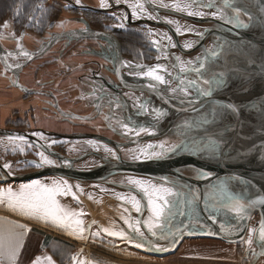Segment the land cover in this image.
Listing matches in <instances>:
<instances>
[{
  "label": "water",
  "instance_id": "95a60500",
  "mask_svg": "<svg viewBox=\"0 0 264 264\" xmlns=\"http://www.w3.org/2000/svg\"><path fill=\"white\" fill-rule=\"evenodd\" d=\"M217 3H222V0H217ZM237 3L245 7L254 19L264 17V0H237ZM85 6L97 9L89 4ZM201 8L203 7H200L199 11L205 13L216 10L215 8ZM229 14L231 15L230 11ZM242 19L247 22L246 17L242 16ZM193 20L200 22L201 26L199 25V27L203 28H201L200 32L204 33L203 38L200 37L197 43V56H167L164 59L166 62L163 64L168 66L171 73V87L177 86L179 82L177 79L178 74L180 79H184L185 76L188 79L197 78L195 72L185 74L180 73L179 68H173L172 65L176 64V57H180L184 62L189 60L195 62L197 57L205 54V49H212L217 44H223L224 50L214 60L215 70L225 73L227 85L215 91L212 97H200L201 103L198 105L181 103V100L184 99L183 95L181 93L173 94L167 85L157 87L158 89L155 91L152 90L156 97H151L150 108L152 114L149 113L147 124L151 125L152 130L156 134L147 138L149 140L148 144L165 142L167 146L178 143L184 138L181 135L180 125L184 124L185 121H200L202 116L207 114L209 108L213 106L214 102L235 103L240 106L238 116L226 112L222 116L217 117L214 123L199 127L193 125L192 129H184L188 136L197 140L205 136L221 140L222 151L225 154L224 158L219 161L216 159L202 160L199 156H192L190 153L177 152L175 155H170L160 160H143L141 158L133 161L132 156L125 157L121 154L116 142L104 136L95 134L61 135L64 141L89 137L97 138L109 145L116 155L108 153L107 156H104L98 152L96 156L102 161L101 163L94 166L77 167L74 165L77 158H70L61 153H56L49 147H45L42 149L61 159L60 165H46L43 168L23 173L11 172V175H9V171L0 167V182H25L44 176L58 175L70 181H77L81 185L88 183L113 185L123 190V192L117 191L116 197L106 196L110 199H106L104 196L103 206L111 212L112 225L118 229L117 231L123 229L130 234H132L131 230L127 227L123 217H128L133 222L137 219L146 220L150 215V211L147 206V198L144 197L139 188L128 183L129 177L149 180L158 186L173 187L177 192L182 193L179 197H170L171 201H187L191 199L190 189H199L197 211L199 212L200 223L190 224L176 239L175 244L170 243L168 240L160 239L159 233L157 237H151L150 233L147 232L146 225H141L145 235L149 236L154 243L164 246L167 250L157 251L155 247L148 246L137 248L135 243L130 244L125 240L123 241L138 250L157 256L174 253L186 238H216L237 244L241 243L242 240H247L252 221L257 216L258 224L255 228L253 241L256 246L254 251L260 253L262 249L258 237L261 221H264V147H261L264 144V111H262L264 109V25L254 22L247 29L237 30L216 19L194 17ZM98 34H104L115 39L110 33L97 30L84 35L73 31H64L58 33L48 44L52 46L57 38L64 35L86 37ZM23 49L34 54H41L47 51L33 52L27 48ZM47 49L49 48L47 47ZM194 50H184L183 52L191 54ZM20 52V50L12 51L4 48L0 42V58L5 66V55H15ZM209 63L212 64L213 61H209ZM7 69L10 68L7 67ZM13 71L17 73L18 69ZM205 78L208 77L205 76ZM189 91L194 94V90L191 88ZM193 107L200 108L202 111H193ZM156 109L163 111L164 115L157 118ZM140 114L144 118L147 116L145 110H141ZM10 135L24 136L36 145H47L43 140L35 136L32 130L23 131L0 128V136L8 137ZM155 150L159 151L160 149ZM32 160L39 162V160ZM65 160L69 162L68 165L64 164ZM0 165L2 164L0 163ZM194 165L205 168L207 171L213 172L214 175L207 179L198 178L192 171ZM236 177H241L242 179L237 180ZM225 179L229 181L230 191L236 194H243L245 203L250 200L257 201L253 208L247 210V219L240 220L235 217L234 213L221 208L220 211L215 213L217 219L214 221L209 219V212L203 211L204 200L208 197L212 186ZM119 194H124L129 198L136 196L137 199H140L142 201V212L136 213L129 202L120 199ZM107 200L108 204L106 205L105 202ZM117 205L122 207V209L120 207L117 208V211L120 210L119 214L113 208ZM181 210L185 215L180 216L177 213L172 221L173 229L176 226L183 227L184 224H188L190 206L185 203L181 206ZM221 223L229 231L222 230L220 227ZM114 238L122 240L119 237ZM136 242L142 241L137 238ZM253 257V262L255 263L257 259L264 257V255Z\"/></svg>",
  "mask_w": 264,
  "mask_h": 264
},
{
  "label": "snow or ice",
  "instance_id": "6c2138e0",
  "mask_svg": "<svg viewBox=\"0 0 264 264\" xmlns=\"http://www.w3.org/2000/svg\"><path fill=\"white\" fill-rule=\"evenodd\" d=\"M76 4H80V0H75ZM121 2L128 4V0H115V3L119 5ZM148 3L154 4L155 0H148ZM193 4L200 7H206L208 9L215 8V11L205 13L203 11H187V15L192 17H198L200 19L211 18L219 20L227 25L232 26L235 29H247L252 23H259L264 25V17L254 19V17L246 10L245 7L239 5L237 0H222V3H217V0H192L191 3H185L181 7L180 3L177 2L173 5H162V7H172L176 11L185 12L187 9L193 7ZM101 6L104 8L109 7V4L106 0H101ZM128 7L131 8V15L134 18L139 16H147L149 19H156L148 13L145 9L144 3H132L128 4ZM231 12V15L229 14ZM19 14V13H17ZM127 18V14H123ZM243 17L247 18V22ZM169 24L174 23L171 20L166 21ZM9 22H5L3 27L8 28ZM57 27H63V22L57 24ZM115 27L124 28V24L121 23ZM87 31V29H83ZM177 34H182L181 28L177 25L175 29ZM186 32L192 31V28L184 29ZM151 30H149V34ZM198 36L203 38V32H197ZM3 38V35L0 34V39ZM13 38H15L13 36ZM168 41L167 45H163L161 41L153 40L152 44L157 47L158 50H164L167 47H175L176 45L172 43L171 37L166 36ZM227 44V42H225ZM193 42H188L183 45L184 48L190 49L193 47ZM224 50L223 44H217L212 49H205V54L201 57H197L196 61L191 60L184 62L180 57H176V64L172 65L173 68H179L180 73H190L195 72L197 74L196 79H188L186 76L184 79H180L179 74L177 75L178 84L176 87H171V81L169 78H166V75H162L161 72L167 74L168 77L171 76V73H168V66L165 64L157 63L154 66H147L142 64H130L127 61H121L123 67H129L132 70L127 73V75L134 76L137 78H147L153 83L148 84L147 86L155 91L157 89V84L167 85L168 89L173 93H181L184 99L181 100V103H187L189 105H198L201 103L200 97H212L213 93L217 90L224 88L227 85V80L225 78V73L222 71H216L214 60L221 55V52ZM21 53L31 58L30 54L27 51H24L23 46H20ZM115 60V57H113ZM159 60V58H158ZM209 61H213L212 64ZM6 66V69L7 70ZM17 68L22 67V65L17 64ZM147 69L144 71L143 69ZM119 72V68L116 69ZM207 76L208 78H205ZM123 79V74L121 75ZM194 90L190 92L189 89ZM127 95V94H125ZM109 105L113 104V101L110 99L108 101ZM124 105L117 100L115 102L116 108H122ZM132 106L136 107L138 110H144L147 107V102L143 101L142 98L136 97L132 100ZM96 107L99 109L102 107L101 104H97ZM253 107V106H250ZM157 118L164 115V112L156 109ZM193 111L201 112L202 110L197 107H193ZM264 111V109H262ZM226 112H230L232 115L238 116L240 112V106L235 103H222L214 102L207 112V114L202 116L200 121L187 122L180 125L181 135L184 136L178 143L165 145V142L159 144H148L143 148L130 150L132 152V160H160L170 155H175L177 152L190 153L192 156H199L202 160L206 159H216L219 161L224 158V153L222 151V141L218 139H212L207 136L197 140L187 135V132L184 131L185 128L192 129L193 125L197 127L214 123L217 117L222 116ZM106 119H111V117H105ZM130 117L128 121H130ZM125 120L117 119V124L120 129L123 130V134L128 135L134 133L137 137L141 133H147L149 135H155L156 133L149 127L145 126H130V123ZM110 126H112L110 124ZM114 130H115V126ZM35 135L43 136L42 133H36ZM16 141H21L27 143V140L24 136H8L7 143L16 145ZM52 144L58 143V141L53 140ZM89 143H95L94 141H89ZM31 147V145H29ZM40 148L51 147V145H38ZM264 147V144L261 145ZM106 151L112 155H116L115 151L111 148H108L105 145ZM155 149H160L156 151ZM13 152L17 150L23 152L24 148L16 145L11 149ZM37 155L39 156V162H31L29 166H35L37 168H43L46 165L58 166L56 161L52 160L44 151H38ZM119 158V157H117ZM65 165H68L67 160L64 161ZM3 169L9 170V175H11V164L5 163L0 165ZM192 171L198 178L207 179L214 175L213 172L207 171L205 168L193 166ZM237 180L242 179L241 177H236ZM128 183L134 185L140 189L144 197L147 198V206L150 211V215L146 220L137 219L134 222L128 218L123 217L124 222L127 224V227L131 230L130 234L128 231L123 229L116 231L111 228H103L102 231L110 237H119L122 240L127 241L132 244L135 243L137 248L155 247L157 251L167 250L164 246L154 243L149 236L145 235V232L142 230L141 225H146L147 232L150 233L151 237H157L158 233L160 239L168 240L170 243L175 244L176 239L183 233L185 229L188 228L190 224H199V212L197 211V201H198V192L199 189H190L191 199L187 201L178 200L171 201L170 197H179L182 193L177 192L173 187H165L163 185H156L151 183L149 180L139 179V178H128ZM79 187V185H76ZM73 185L69 184L67 180H53L51 183H44L40 180H33L30 183H23L18 186V188H13L11 185L7 187H0V205H5L7 208L11 209L14 212L19 213L22 216L30 217L37 221H42L44 223H51L61 229L68 230V234L75 236L81 240H86L87 237L84 235L85 231H90V229H85L84 221L80 219L84 215L83 211H76L73 209L66 208L60 203L58 197L72 195L73 198L76 197L75 192L72 191ZM120 199L123 201L129 202L134 208L136 213L142 212V201L137 199L136 196L131 198L125 196L124 194H119ZM187 203L190 206V211L188 212V224H184L183 227L176 226L173 229L172 221L177 215L184 216L185 213L181 210V206ZM257 201L250 200L248 203L244 202L243 194H236L229 190V181L228 179L220 180L217 185L212 186V190L209 192L208 197L204 200L203 211L210 213L209 219L216 220L217 216L215 213L220 211L221 208L229 210L231 213L235 214V217L243 220L247 219V210L253 208ZM175 209V211H174ZM127 211V210H126ZM92 223H95L93 221ZM21 229L22 231H17L16 228ZM221 229L224 231H229L226 229L224 224L221 223ZM26 225L12 226L11 222L8 224L0 223V264H18L19 257L21 254V249L23 248V238L27 231H29ZM252 232H255L256 229H252ZM93 237H100L101 230L91 233ZM137 238L139 241L136 242ZM258 240L261 245L262 251L256 253L254 250L252 252L253 256L264 255V221H261L259 229ZM241 242L247 243L249 247L252 245L251 235L247 240H242ZM44 259L47 261V264H56L51 256L37 258L34 261V264H41V260ZM76 260L77 257H72ZM77 264H102L101 261H78Z\"/></svg>",
  "mask_w": 264,
  "mask_h": 264
},
{
  "label": "rangeland",
  "instance_id": "374dc122",
  "mask_svg": "<svg viewBox=\"0 0 264 264\" xmlns=\"http://www.w3.org/2000/svg\"><path fill=\"white\" fill-rule=\"evenodd\" d=\"M87 1L93 5H101V0ZM66 5L67 2L63 0H8L7 4L4 5L3 0V4L0 5L2 6L0 8V32H3V34L8 37L14 36L15 38H9L4 40V42L0 40V42L3 44L4 48L8 50H20V46H23V39L21 38L25 37L20 35L21 28L23 27H27L30 34H40L41 36L33 37V41L29 43V47L26 46L29 50L31 46H33V48H40L45 39L50 38L57 32L60 33L64 30L80 32L82 24L79 19L85 16L86 13L84 14V10L76 9L73 6L69 9L70 7ZM92 13L93 12L86 15L93 19L98 26H103L104 23H107L105 26H109L106 17L102 21L99 14L94 15ZM6 21L9 22L10 25L8 28L3 27ZM60 22H63V27H57V24ZM92 44H94L93 39L80 40L68 37L62 38L57 45L54 46L53 50H50L44 55L46 57L43 60L31 63L28 66L30 67L35 64L32 69L24 73V82L30 89L53 90L59 99L61 107L67 109L69 112L74 110L83 114L85 117L91 115L94 107L88 104V101L92 100L87 93V90L90 88L82 86L84 91L82 93L84 96L81 99H77L76 94L78 91L73 84L78 82L79 76L86 78L93 66L91 65V61L95 59L94 56H82L83 54H80L83 53L82 50L88 48V45ZM23 47H25V45ZM18 54L19 53L7 55L9 68H15L14 66L23 59V55ZM87 63L88 66L84 67L85 70L81 69L68 73L69 66L76 68L77 66H82L81 64ZM103 64L106 63L103 62ZM106 65L108 66V64ZM43 83L47 84L46 87L42 86ZM17 95V97L13 96L9 91L7 102H0V107H2L1 113H3L0 114V128L23 131L32 130L34 135L38 131V133H42L43 136H35L43 140L45 144H49L53 140H56L58 143H55V149L66 151L71 155H77L86 150L85 145L79 141H82L83 138L68 142L64 141L62 137H54L56 135L55 132L63 134L93 130L98 127V125H96L98 122L86 123L78 120L64 121V119L55 112L54 106L49 104L50 100L48 97L43 95H28L26 93ZM79 134L82 133L71 134L70 136ZM26 140L27 143L16 141V145L24 148L23 152L19 150L13 152L11 149L16 145L8 144L7 136H0V163L2 165L10 163L11 172L23 173L35 170L32 169L34 166H29L31 164L28 162L29 160L26 161L24 159L38 158L37 152L42 150L28 139ZM29 145H31V147H29ZM50 149L52 148L50 147ZM61 179L67 180L69 184L73 185V189L77 188L81 193L87 195L92 202L98 200L94 190H89L90 183L81 185L77 181H70L58 175L44 176L38 180L44 183H51L53 180ZM20 184L23 183L0 182V187L11 185L13 188H18ZM76 185H79V187H76ZM78 199H80V197ZM98 201H101V199ZM92 202H90L91 204L88 208L83 205L84 210H82L84 214H87L88 220L94 219L95 221V223H92L93 221L91 220L88 222L90 231H85L88 235H86L87 239L81 240L75 236H71L76 239V241L71 239V245L72 247L74 246L73 249L79 246L83 247V261L90 262L97 260L101 261L102 264H264V257H260L254 263L253 255H247L249 250L256 249L253 241L254 232L251 230L255 229L258 224L257 216H255L252 221V226L248 235V237L250 235L252 237L251 247H249L247 243L241 242L234 244L216 238H186L174 253L165 256H157L138 250L128 245L125 241L115 239L105 234L102 231L103 228L107 227L114 230L108 220L107 213H109V210L103 206L104 200L97 206ZM118 207L122 209V207L118 205L113 208L117 209ZM73 209H76L78 212L81 211L78 205H75ZM119 212L120 210H118V214ZM24 218L27 220H24ZM6 219L13 220L14 223L17 222V224L26 225L30 228L31 233L28 238L27 248L25 249L24 257L21 261L29 260L34 252L39 250L41 246L46 245L48 240H52L53 237L55 238L56 236L60 238L64 234H68V230L66 232L65 229L59 230L51 223H44L32 218L28 219L7 208L5 205H0V223H3V220ZM98 230H101V236L93 237L91 233H95Z\"/></svg>",
  "mask_w": 264,
  "mask_h": 264
},
{
  "label": "flooded vegetation",
  "instance_id": "af4514ba",
  "mask_svg": "<svg viewBox=\"0 0 264 264\" xmlns=\"http://www.w3.org/2000/svg\"><path fill=\"white\" fill-rule=\"evenodd\" d=\"M67 2L69 9H71V6H73L76 9L84 10V14H92L94 15H100L101 19H105V17L108 20L107 23H104L103 26H98L93 19L89 18L86 14L85 16L81 17L79 20L81 21L82 28L80 32L74 31V30H64V31H73L76 33H80L82 35L88 34L91 32L97 31H103L110 33L112 36L115 37L112 38L110 36L104 35V34H98L94 36H86V37H73L69 35H64L60 38H57L56 41L53 43L52 46H49L48 42L51 41V39H54L56 35L59 33L53 34L50 38L45 39L42 44V46L39 48H31L33 52H39L41 50H47L44 53L41 54H34L29 53L31 58L24 56L21 52L18 55H23L22 60L18 63L19 65H22V67L17 68L16 65L13 67H10V69H7L9 72L13 73L16 77V84L28 95H43L49 98L52 106H54V110L57 114L60 115L64 121H71V120H78L80 122H86V123H94L98 122V127L93 130H84L79 132H68L60 134L58 132H55L56 138L61 137V135L70 136L71 134H95L99 136H104L110 140H113L118 145V150L121 152V154L125 157L132 156V152L130 150L143 148L146 146L149 142L147 139L151 135L147 133H141L138 137L132 133L125 135L123 134V130L119 128L117 124V119L128 121V118L130 117V126H145L152 129L151 125L147 124V119L149 117V113L152 114L151 108H150V102L151 97H156V94H153L152 89H150L147 85L150 83H153L152 81L148 80L147 78L141 79L134 76L127 75L132 69L129 67H123L121 65V61H127L130 64H142L147 66H154L158 62L163 64L164 59L167 58V56H197V43L199 42L200 36H198L196 33L200 32L202 27L199 21L193 20L194 17L187 15V11H199L200 6L193 4V7L190 9H187L185 12H179L176 11L172 7H162V5H173L177 2V0H155L154 4L148 3V0H128V4L132 3H144L145 9L148 13H151L153 17L156 19H149L147 16H139L138 18H134L131 15V8L128 7V4H125L121 2L119 5L115 3V0H106V2L109 4V7L104 8L100 4L93 5L92 3L88 2L87 0H80V4L77 5L74 0H63ZM181 7L184 6L185 3H191L192 0H178ZM86 4L95 6L97 9H91ZM205 9V7L201 8ZM91 11V12H90ZM123 14H127V18ZM97 17V16H96ZM98 18V17H97ZM100 19V18H99ZM171 20L174 23L169 24L166 21ZM123 23L124 28H118L115 27L116 25H119ZM203 23V22H202ZM177 25L181 28L182 34H177L175 29ZM192 28V31L186 32L184 29L186 28ZM83 29H87V31H83ZM203 29V28H202ZM149 30H151V33L149 34ZM63 31V32H64ZM22 37L26 35H32L33 37H41L40 34L33 35L28 32V28H21V34ZM166 36H170L172 43L175 44V47H167L164 50H158L155 45L152 44L153 40L161 41L163 45H167L168 41L166 39ZM73 38V39H80V40H88L93 39L94 44L88 45L85 50H82L83 53H80L82 56H94L95 59L91 61L92 68L89 71L86 78H82L83 76H79L78 82H75L73 86L76 88L78 93L76 94L77 99L83 98L84 94L82 92V86L89 87L90 89L87 90L88 96L92 98V100L88 101V104L94 107V110L91 115L84 116L81 113H78L77 111H67V109L61 107V104L59 102V99L57 98L55 92L51 89H30L29 86L24 82L23 76L25 70L31 63H36L37 61L43 60L50 50H53L54 46L57 45V43L62 38ZM23 39V38H21ZM1 40V39H0ZM24 40V39H23ZM2 42V41H1ZM193 42V47L190 49L184 48L183 45ZM2 44V43H1ZM3 45V44H2ZM24 46V45H23ZM4 47V46H3ZM47 47L49 49H47ZM23 48H26L23 47ZM37 49V50H36ZM195 49L193 53L188 54L185 51H189ZM7 55H5V64L8 66L7 62ZM115 57V60L113 59ZM159 58V60H158ZM103 60V61H102ZM0 62L2 63V66L6 68L4 65V62H2L0 58ZM105 62L108 64H103ZM82 66H77L76 68H73L72 66H69L68 73L75 72L77 70L84 69L85 66H88L87 64H81ZM11 66V65H10ZM9 67V66H8ZM119 68V72L116 71V69ZM18 69L17 73L13 70ZM85 70V69H84ZM146 71L147 69H143ZM67 73V74H68ZM168 73H170V70L168 69ZM123 74V79H121V75ZM162 75H166V78H169L171 80V76L168 77L167 74L161 72ZM47 84L43 83L42 86L46 87ZM160 86H166V85H159L157 84V87ZM158 89V88H157ZM86 94V93H85ZM127 94V95H125ZM87 97V95H86ZM136 97L142 98L143 101L147 102V107L144 109L146 111V117H142L140 114L141 110H138L136 107L132 106V100ZM113 101L112 105H109V100ZM119 100L124 106L122 108H116L115 102ZM101 104V108H97L96 105ZM135 115V113H137ZM105 117H111V119H106ZM110 124L112 126H110ZM148 125V126H146ZM115 126V130L114 127ZM39 130V129H36ZM38 133V131L36 132ZM59 135V136H58ZM80 135V134H79ZM73 141V140H70ZM82 144L85 145V151L83 153L77 154V155H71L70 153L66 151L56 150L55 146L56 144L49 143L51 145V148L56 153H61L63 155H66L70 158L73 157H79L75 160L74 165L77 167H85V166H94L102 161L96 156L98 152L103 154L104 156H107L109 153L105 149V143L102 142V140H99L97 138H83ZM89 141H94L95 143H89ZM69 142V141H68ZM48 144V143H47ZM48 144V145H49ZM36 147L38 145L34 144ZM108 148H111L109 145H107ZM42 151L45 152L46 155H48L52 160L56 161V165L61 164V159L44 149L38 147ZM112 149V148H111ZM34 158V157H31ZM34 160H39V157L35 158ZM29 163L33 162L32 159L28 161ZM36 162V161H35ZM32 169H38L37 167H33ZM89 190H94V193L98 197V200L101 199L103 202V198L105 196L106 199H110L106 196H117L118 192H123V190L118 189L117 187L113 185H102L97 183H90ZM100 201V202H101ZM105 204H108L105 202ZM117 211V209H115ZM118 214V211H117ZM112 216L111 212L108 213V219L110 221V224L112 225V220L110 218ZM113 226V225H112ZM114 230H118L113 226ZM123 241V240H122ZM250 253H247V255H252V250H249ZM248 251V252H249Z\"/></svg>",
  "mask_w": 264,
  "mask_h": 264
},
{
  "label": "crops",
  "instance_id": "0c3cea01",
  "mask_svg": "<svg viewBox=\"0 0 264 264\" xmlns=\"http://www.w3.org/2000/svg\"><path fill=\"white\" fill-rule=\"evenodd\" d=\"M25 28H27V27H25ZM0 34L3 35V38L1 39L2 42H4V40H7V39L13 37V36L8 37L5 34H3V32H0ZM23 39L24 40H23L22 44L29 47V43L31 41H33L32 40L33 36L32 35H26V37H24ZM31 48H33V46H31ZM7 62L9 63L8 58H7ZM34 66H35V64L28 67L25 70V72L29 71ZM5 69L6 68L4 66H2V63L0 62V71H1V73H0V102H2V101L7 102L9 91L12 93L13 96H16V97L18 96L17 94H19V95L25 94V92L16 84L15 75L13 73L9 72L8 70H5ZM1 112H2V107H0V114H3ZM53 176H57V175H53ZM38 179L39 178L32 179V180L25 181V182H18V183H30L31 181L38 180ZM72 191L75 192L76 197H78V198L80 197V199L73 198L72 195L58 197V199L60 200V203L62 205H64L66 208H69V209H73V207L75 208V205L76 206L78 205V207L81 210H84L83 205L87 206V208L90 206V204H91L90 202H92V200L89 199L87 197V195H84L83 193H81L79 190H77V188L72 189ZM92 203L97 206V205H99L100 201L94 200ZM73 210H76V209H73ZM24 217H26V216H24ZM26 218L30 219V217H26ZM81 219L84 221L85 229H90L88 222L90 220L94 221V219L88 220L87 214H84L83 217L81 216ZM24 220H27V219L24 218ZM9 222H11L12 226L20 225L19 223L17 224V222L14 223L13 220H10V219L3 220V223H5V224H8ZM55 227H57V226H55ZM57 228L59 230H63L59 227H57ZM28 229H30V228H28ZM16 230L22 231L18 227L16 228ZM66 232H67V230H66ZM30 233L31 232L29 230L24 235L23 248L21 249V254L19 257L18 264H34V261L37 258H43V257H47V256H51L53 258V260L56 262V264H77L78 261H83V256H84L83 247L79 246L78 248L73 249L74 246L72 247L71 241L72 240L76 241V239L72 238L71 237L72 235H69V234H64L60 238H57L56 236H55V238L53 237L52 240H48L46 245L41 246L39 250L34 252V254L32 255V257L29 260L21 261V259H23V257H24L25 249L27 248V242H28V238L30 236ZM84 234H85V236L87 235L86 233H84ZM50 242L52 243V245ZM72 257H77V259L74 260V259H72ZM41 264H47V261L42 259Z\"/></svg>",
  "mask_w": 264,
  "mask_h": 264
},
{
  "label": "trees",
  "instance_id": "16d2710c",
  "mask_svg": "<svg viewBox=\"0 0 264 264\" xmlns=\"http://www.w3.org/2000/svg\"><path fill=\"white\" fill-rule=\"evenodd\" d=\"M7 2H8V0H4V5H6L7 4ZM9 3H10V1H9ZM3 4V0H0V5H2ZM2 6H0V8H1Z\"/></svg>",
  "mask_w": 264,
  "mask_h": 264
}]
</instances>
